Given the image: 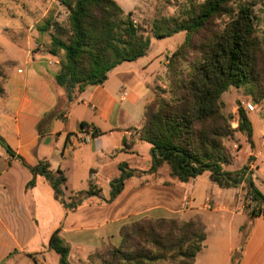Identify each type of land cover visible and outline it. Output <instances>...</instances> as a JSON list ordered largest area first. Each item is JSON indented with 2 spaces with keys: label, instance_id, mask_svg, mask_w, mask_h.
<instances>
[{
  "label": "trees",
  "instance_id": "1",
  "mask_svg": "<svg viewBox=\"0 0 264 264\" xmlns=\"http://www.w3.org/2000/svg\"><path fill=\"white\" fill-rule=\"evenodd\" d=\"M59 2L67 10L66 22L49 17L39 28V32L47 34L48 52L60 63L57 74L42 71L59 98L67 95L71 100L73 94L103 84L123 63L145 57L152 39L184 33L183 43L168 57L165 74L158 77L161 85L156 88L154 100L144 109L138 139L151 146V173L168 165L170 177L182 184L209 173L218 187L238 188L248 174L244 170L233 173L223 169L233 160L224 140L240 132L251 141L253 125L239 105V126L237 130L231 129L223 112L222 96L231 88H244L251 93L257 80L261 43L254 7L258 2L185 0L175 16L155 18L150 31L138 26L132 13H125L115 0ZM62 115L58 105L46 115V120ZM87 126L82 124V128ZM0 144L32 173L26 189L35 186L36 176H44L55 198L64 202L68 211H76L86 197L98 196L99 192L90 188L77 193V198L66 204L65 177L60 170L54 175L46 162L30 167L1 136ZM141 173L123 166L122 176L111 184L110 200L121 194L127 179ZM247 184L246 198L250 197L254 205L249 216L263 217L264 196L251 179L247 178ZM240 231L244 235L246 225ZM120 237L119 247L96 250L89 256L88 264H97L95 259L100 260L99 264H160L174 262L176 255L181 257L178 264H195L205 246L206 227L198 220L143 218L124 225ZM245 237L231 264H240L249 235ZM187 244L189 247L185 248ZM49 249L58 255V264H69L71 248L61 237V228L51 234Z\"/></svg>",
  "mask_w": 264,
  "mask_h": 264
},
{
  "label": "crops",
  "instance_id": "2",
  "mask_svg": "<svg viewBox=\"0 0 264 264\" xmlns=\"http://www.w3.org/2000/svg\"><path fill=\"white\" fill-rule=\"evenodd\" d=\"M46 13L47 11L44 10L41 17H45ZM32 34L34 40L41 35L38 31ZM41 36L46 38L47 34ZM156 42V39H152L145 57L136 62L123 63L108 75L103 84L90 87L80 94H73L71 100L67 95L59 98L42 74L45 70L53 74H57L60 70L58 59L47 51V47L39 48L36 44L21 47L19 58L11 57L0 61V65L6 62L11 64L4 76L3 94L0 96V136L16 156L23 158L30 167H36L41 162H46L50 166V161L39 153L47 138H49L48 143L55 140L56 144L62 147L63 159L82 164L88 172L89 189L82 192L93 188L90 179V174L93 172L96 175V184L99 186L98 190L96 188L94 190L99 194L86 197L80 206L86 218H91L93 210H97L95 205L98 203L93 204L95 198L98 200L110 198L111 184L122 176L123 166L142 172L128 179L125 187L137 177L152 175L153 178L161 179V169L169 175L155 188H141L135 192L137 197L129 196V203L132 198V202L145 198V203L139 202V208L129 209L127 213L119 212L118 215L95 225L84 223L80 225L81 227L65 225L66 216L62 213L60 222L43 238L41 235L38 241L40 228L42 230L44 225L41 218L42 194L47 189L48 194L55 198L54 190L49 181L40 175L36 176L35 186L26 189V185L33 178L32 173L23 167L17 158L8 154L0 144V263L18 248L28 251L33 257L34 254H41L44 251H48L49 254L51 251L48 250L49 241L47 240L46 244L44 239H50L51 234L61 226V237L71 248L70 263L72 259L86 260L90 254L104 246L116 247L111 239H114V242H121V228L143 218L182 221L199 219L206 227L207 240L210 224L220 219V215L223 213L240 215L243 221L236 228V233H240L251 211L244 210L240 188L222 189L213 183L210 174L206 173L204 174L206 175L205 193L202 196L198 178L182 184L170 177L169 167L163 168L164 165L157 172H150L151 146L138 139V130L142 125L145 107L154 100L156 88L161 85L158 77L165 74L168 57L183 43H180L175 50L170 51L165 48L155 52L153 47ZM2 49L3 47L0 50ZM125 93L127 96H124ZM58 105L62 117L52 121L46 120V115ZM83 123L88 126L82 128ZM95 131H98L99 135H94ZM139 159L144 161L141 167L133 163ZM247 160L248 152L246 161L242 164L245 166L235 171H229L227 166L223 169L233 173L244 170V173L248 174ZM58 170L65 177L61 165ZM244 177V181H247L248 175ZM155 191L163 193L165 198L163 203L148 201L149 195L155 194ZM199 197L203 199V203L195 205L194 202ZM208 202L216 206L214 211L207 210ZM56 203L54 202V205ZM36 212L39 215H36ZM133 218L135 219L130 220ZM261 220L264 221V216L257 218L240 264H264V225L260 226ZM15 224L18 226L13 229ZM110 224H116L114 234L104 230ZM81 233L88 234V237L80 236ZM224 235L222 234L221 239ZM46 245L47 249L44 248ZM225 247L226 251L223 254H226L227 258L224 264H231L234 247L230 241L226 242ZM35 262L39 263V261Z\"/></svg>",
  "mask_w": 264,
  "mask_h": 264
},
{
  "label": "rangeland",
  "instance_id": "3",
  "mask_svg": "<svg viewBox=\"0 0 264 264\" xmlns=\"http://www.w3.org/2000/svg\"><path fill=\"white\" fill-rule=\"evenodd\" d=\"M116 3L125 11V13H132V18L135 20V23L146 29V31H150L152 23L155 18L159 17H173L178 13L179 5L183 4L185 0H115ZM199 2H203L205 0H198ZM258 4L254 7L255 13L258 16V37L261 43V52L259 54V62L257 69V80L254 82V86L251 87V93L249 90L241 88H231L228 92L224 93L222 98L225 103L224 113L229 118V123L231 129H238L239 126V114H238V106L241 105L246 112L250 120L253 119V136L251 141L248 140L245 134L236 132L232 138H226L224 140V144L227 146L229 152L231 153L233 160L230 165H227L229 171H235L242 168L245 165H242L246 161L247 152H248V160L246 166L248 167V179L252 180L254 187L264 196V99H259L260 95L264 96V0H256ZM44 10L47 11L45 17H41L43 15ZM54 18L60 23L66 22L67 10L60 4L59 0H0V61L3 59L15 57H20V49L26 46H35L42 47L45 49L48 43V38H44L43 33L39 32V28L42 27L45 21L49 18ZM38 31L41 35L40 38L32 37V32ZM184 40V34H178L174 37L165 38V39H156V44L154 45V51L160 52L165 48L171 50H175L180 43ZM34 43V45H33ZM30 44V45H29ZM47 49V48H46ZM48 51V49H47ZM11 64L6 62L3 65H0V92L3 91V84L5 79V74L7 72V68L10 67ZM259 102L257 103V101ZM252 103L255 105V111L249 112L246 109L247 104ZM72 126V125H71ZM244 135V137L242 136ZM44 140V139H42ZM49 138H47L43 146L44 151H40L39 155L45 156L50 161L49 168H52L50 171L57 175L59 165H61V169L65 173V184L63 186L64 196L63 199L66 204H71L73 199L77 193H80L84 190L89 189L88 183V172H86L85 167L82 164L72 163L71 160L63 159L61 156L62 147L58 146L53 140L48 143ZM145 144V143H144ZM242 149V150H241ZM137 163V167H141L144 161L135 160ZM75 164V165H74ZM168 168L167 165H164L163 168ZM142 169V168H139ZM161 171V179L153 178L151 176H142L141 178H135V180L127 185L121 192V194L113 201L105 198H101L100 200L94 199L93 204L96 202V209L93 210V215L91 218H86L85 214L80 207L77 208V212L68 211L64 206L65 203H61L56 198L51 197L48 193L49 191L45 189L42 194V220L44 221V225L42 230L40 228V233L38 234V241H40V237L42 238L46 235L53 227L60 222L61 214L66 216L64 223L65 225H74L80 226L81 224L87 225H95L102 220H108L120 212L127 213L130 210L137 209L140 207V203H145V198L138 199V201H133L132 199L129 203V196H135V192L141 188L153 187L159 185L164 178H167L169 175L163 169ZM92 187L98 190V184H96L95 179L91 178ZM148 180V182H145ZM206 175H202L198 177V186L200 187V191H202L201 195L203 196L205 193V181ZM94 185V186H93ZM238 188H240L239 193L244 200L245 212H248L253 208V203H251L250 197L246 198V192L248 190L247 181H244ZM157 190V189H156ZM155 194L149 195V200L152 203H163L164 195L159 191H155ZM54 202H57L54 205ZM84 202V201H83ZM82 202V203H83ZM87 202V201H86ZM115 203V204H114ZM203 203V199L199 197L194 202L195 205ZM210 203V202H208ZM207 205V204H206ZM211 205V204H210ZM216 206L211 205V208L207 210L214 211ZM39 213V211H38ZM36 212V215H39ZM188 217V216H187ZM245 218V217H244ZM249 218V219H248ZM245 220L246 231L243 233H236V228L239 223L243 221V217L240 215L225 214L220 215V219L214 221L210 224L207 231V240L204 245L202 253L198 254L197 263L196 264H224L227 258L226 254L223 253L226 251L225 244L230 241L231 245L234 247V252L232 256H237L240 253V247L246 239L245 234H252L253 228L256 225L257 218L251 219L248 217ZM130 219V220H134ZM151 219V218H148ZM188 219V218H185ZM231 220V226L229 227V220ZM154 221L162 220V219H151ZM167 220V219H166ZM179 222H187L177 219ZM200 221L199 219H195ZM201 222V221H200ZM260 226L264 225V221H260ZM18 225L15 224L13 229H15ZM81 227V226H80ZM62 228V226L60 227ZM104 230L109 232L110 234H114L116 231V224L108 225ZM102 231V230H100ZM222 234L223 239H221ZM83 237H88V234L81 233L79 234ZM90 235V234H89ZM47 240L45 238L44 242L47 244ZM114 239H111V242L116 247L120 246V242H114ZM118 243V244H117ZM39 249L40 247L31 246ZM104 247H112V246H104ZM103 247V248H104ZM186 247H189L188 244ZM246 247V245H245ZM244 247V249H245ZM47 249V245L44 246ZM50 251V249L48 248ZM100 250V249H99ZM35 251V249H34ZM244 251V250H243ZM42 254V255H41ZM41 254L31 255L28 251H24L23 249H14L10 256L0 264H35V261H39L38 264H58V255L50 251H44ZM92 255V254H90ZM89 255V256H90ZM243 257V253L241 254ZM86 260H74L72 259V263L69 264H88V259ZM181 257L176 255L174 262H166L160 264H178L180 262ZM99 264L100 260L94 261Z\"/></svg>",
  "mask_w": 264,
  "mask_h": 264
},
{
  "label": "built area",
  "instance_id": "4",
  "mask_svg": "<svg viewBox=\"0 0 264 264\" xmlns=\"http://www.w3.org/2000/svg\"><path fill=\"white\" fill-rule=\"evenodd\" d=\"M124 96H127V94L125 93ZM246 109H247V111H249V112H253V111H255V105H253L252 103H249V104H247ZM90 177L93 178V179H95V178H96V175L92 172V173L90 174ZM206 207H207L208 209H210V208H211L210 203H208Z\"/></svg>",
  "mask_w": 264,
  "mask_h": 264
}]
</instances>
